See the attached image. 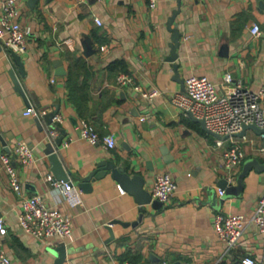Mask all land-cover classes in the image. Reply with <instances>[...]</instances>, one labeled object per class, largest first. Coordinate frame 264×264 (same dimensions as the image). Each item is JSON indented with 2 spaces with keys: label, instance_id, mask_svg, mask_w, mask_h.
I'll use <instances>...</instances> for the list:
<instances>
[{
  "label": "crops",
  "instance_id": "obj_1",
  "mask_svg": "<svg viewBox=\"0 0 264 264\" xmlns=\"http://www.w3.org/2000/svg\"><path fill=\"white\" fill-rule=\"evenodd\" d=\"M17 1V18L31 32L26 50L17 53L22 69L15 52L0 43V153L11 152L12 145L23 140L35 159H12L20 194L0 170V216L7 226L0 243L10 257L8 264H56L60 245L65 249L60 264H232L245 255L264 264V243L254 223L229 249L213 227L216 212H253L264 171L251 168L235 195L221 194L220 181L236 184L248 157L264 161L262 136L252 129L235 135L244 158L227 168L222 154L231 140L208 133L171 100L183 91L190 74L219 83L228 71L249 89L264 87L263 0H157L153 7L148 0ZM177 8L172 24L180 38L177 58L170 61L167 21ZM253 23L260 26L257 35L250 32ZM56 59L65 73H56ZM70 69L75 71L71 83ZM120 73L132 81L117 83ZM135 84L157 93L143 96ZM30 104L60 114L61 120L49 122L44 115L24 113ZM80 118L92 122L100 134L112 133L115 146L104 148L82 138ZM51 128H56L53 135ZM59 136L58 155L82 197L73 208L46 178L54 175L45 145ZM103 159H113L130 175H141L150 194L155 175L168 172L177 191L167 202L141 203L125 186V192H119L120 182L110 170L80 186ZM33 193L72 213L69 236L41 239L21 228L20 201Z\"/></svg>",
  "mask_w": 264,
  "mask_h": 264
},
{
  "label": "built area",
  "instance_id": "obj_2",
  "mask_svg": "<svg viewBox=\"0 0 264 264\" xmlns=\"http://www.w3.org/2000/svg\"><path fill=\"white\" fill-rule=\"evenodd\" d=\"M151 7L157 0H148ZM18 1L0 0V43L8 52L21 53L26 50L27 38L31 32L29 25H22L17 18ZM101 24L99 17L95 18ZM250 32L257 35L261 32L258 23L250 26ZM132 81V77L126 73L117 75V83L126 84ZM134 87L141 91L143 96L152 97L157 89L144 90L139 84ZM182 92H177L172 97L178 107L184 111L190 110L194 115L202 117L206 126L211 130L227 135L231 140L228 147L223 150V162L227 168H232L244 158V150L234 138L244 123L253 122L258 126H264V87L257 90L249 89L235 81L230 72L223 73L219 83L210 80L205 75L190 74L184 78ZM219 87L222 89L220 90ZM24 113H31L37 117L46 113L45 109H38L33 105L27 106ZM53 121L61 120V115L54 113ZM77 128L80 136L92 144H101L104 148L115 146V138L112 133L100 134L94 124L86 118H80ZM56 128L50 129L53 135ZM221 144L222 139H217ZM13 158L20 163H29L35 159L31 146L23 140L16 141L11 152L0 153V170L6 175L7 183L18 194L21 192V182L17 167ZM46 178L51 181L53 188L61 200L70 208L82 203L80 189L72 180L56 179L50 173ZM229 180L231 176H228ZM120 193L125 189L118 184ZM177 191V183L168 172H159L155 175L151 185V195L161 202L169 201ZM224 192L220 189V193ZM21 210L18 213V223L21 228L31 235L41 239L65 238L72 232V213L61 210L56 204H48L41 193H33L21 199ZM249 223H254L264 243V187L259 196L255 208L251 214L221 213L213 215V227L218 237L226 245V249L236 245L244 234ZM7 232V226L0 216V235ZM10 257L0 243V264H8ZM117 264H137L123 260ZM238 264H257L249 255L242 256Z\"/></svg>",
  "mask_w": 264,
  "mask_h": 264
},
{
  "label": "water",
  "instance_id": "obj_3",
  "mask_svg": "<svg viewBox=\"0 0 264 264\" xmlns=\"http://www.w3.org/2000/svg\"><path fill=\"white\" fill-rule=\"evenodd\" d=\"M264 4V0H263ZM179 11V8L175 9L171 16L168 18L167 27L171 31L170 35V53L168 55V60L175 61L177 58V51L176 48L179 43L180 38V31L178 30L177 26L173 23L175 14ZM16 61L19 63L20 69L23 68L22 61L20 59L19 54L13 53ZM57 64L56 73H65V70L61 68L60 59L55 60ZM173 66L176 67L177 63L174 62ZM14 77V81L17 84V88L23 92V88L13 71H11ZM188 113L194 121L198 122L202 129L207 131L208 133L214 135L217 138H227V135H221L206 126L205 120L202 117H198L194 115L190 110ZM54 115V111L47 112L44 114L47 117V120L50 122ZM247 129H252L256 134L262 136V149L264 150V126H258L253 122L244 123L240 131L236 132L235 135L242 136L245 134ZM62 136H59L53 140H49L45 145V153L47 154L50 163H51V171L56 179H63L68 180L71 175V171L67 170L63 165L60 157L58 155V151L56 146L61 143ZM254 168L256 171H264V161H261L258 157H248L244 159L240 171L237 173L236 176V184H230L226 179H221L220 186L224 190V196L228 195H235L238 194L244 184V177L248 174L249 170ZM108 170L111 171V175L120 182L121 186H125L131 193H133L138 202H152L153 205L156 203H161L160 200L153 198L152 195L148 192L147 189L143 187L144 178L139 174L130 175L127 171L124 170L122 166L116 165L113 159H103L97 162L96 167L85 176V181L78 183L80 186L89 184L90 181L94 180L95 178H99L103 176ZM124 188V187H123ZM58 249V258L56 260V264L62 263L65 257V249L63 245L57 247ZM232 264H238V261H235Z\"/></svg>",
  "mask_w": 264,
  "mask_h": 264
},
{
  "label": "trees",
  "instance_id": "obj_4",
  "mask_svg": "<svg viewBox=\"0 0 264 264\" xmlns=\"http://www.w3.org/2000/svg\"><path fill=\"white\" fill-rule=\"evenodd\" d=\"M112 64H115L114 62ZM74 74H75V71L73 72V69H70L69 72H68V80L69 82L71 83V81L73 82L74 80Z\"/></svg>",
  "mask_w": 264,
  "mask_h": 264
}]
</instances>
